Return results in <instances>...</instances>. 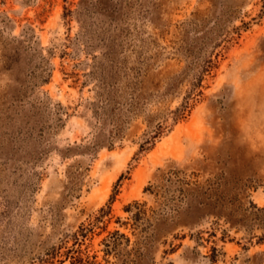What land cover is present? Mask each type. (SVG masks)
Masks as SVG:
<instances>
[{
	"label": "rangeland",
	"instance_id": "374dc122",
	"mask_svg": "<svg viewBox=\"0 0 264 264\" xmlns=\"http://www.w3.org/2000/svg\"><path fill=\"white\" fill-rule=\"evenodd\" d=\"M68 255L264 264V0H0V264Z\"/></svg>",
	"mask_w": 264,
	"mask_h": 264
},
{
	"label": "bare ground",
	"instance_id": "6f19581e",
	"mask_svg": "<svg viewBox=\"0 0 264 264\" xmlns=\"http://www.w3.org/2000/svg\"><path fill=\"white\" fill-rule=\"evenodd\" d=\"M107 193H108V184L103 183V185L98 191V195L100 196V198H104L107 195Z\"/></svg>",
	"mask_w": 264,
	"mask_h": 264
},
{
	"label": "trees",
	"instance_id": "16d2710c",
	"mask_svg": "<svg viewBox=\"0 0 264 264\" xmlns=\"http://www.w3.org/2000/svg\"><path fill=\"white\" fill-rule=\"evenodd\" d=\"M79 231H82V227H80ZM68 256H69L68 258H70V262L68 264H81L80 259L77 260V258L75 256L73 257L72 255H68Z\"/></svg>",
	"mask_w": 264,
	"mask_h": 264
}]
</instances>
